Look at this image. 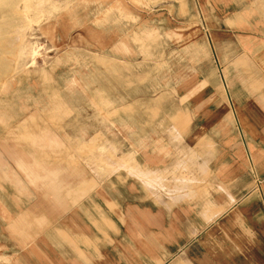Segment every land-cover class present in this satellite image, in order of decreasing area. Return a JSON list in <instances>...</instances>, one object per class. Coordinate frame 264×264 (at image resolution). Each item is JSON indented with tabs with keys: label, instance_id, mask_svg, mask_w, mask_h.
<instances>
[{
	"label": "rangeland",
	"instance_id": "1",
	"mask_svg": "<svg viewBox=\"0 0 264 264\" xmlns=\"http://www.w3.org/2000/svg\"><path fill=\"white\" fill-rule=\"evenodd\" d=\"M250 144L264 0H0V264H178L180 208L264 210Z\"/></svg>",
	"mask_w": 264,
	"mask_h": 264
},
{
	"label": "crops",
	"instance_id": "2",
	"mask_svg": "<svg viewBox=\"0 0 264 264\" xmlns=\"http://www.w3.org/2000/svg\"><path fill=\"white\" fill-rule=\"evenodd\" d=\"M249 148L254 163L258 166L260 173L264 175V149L255 148L253 144H250ZM235 171L234 169L231 175L228 174V182L225 187L226 193L223 194L225 199H221V202L225 201L224 204L227 205L237 197V192L240 194V189L245 188L247 181L244 176L237 180ZM53 196H56V193ZM259 196L264 209V186ZM219 198L213 199L211 205L205 207L206 211H203V208L198 210L199 203H196L195 206H189L191 208L179 209V214L181 216L184 214L183 219L186 218L185 221L191 223L186 225L185 229H180V235L184 238L191 237L198 240L194 244L184 246L178 264H239L236 261L237 258L243 259V262H240L241 264H264V210L259 214H253L251 210L246 212V209H242V207L250 203L252 199L242 197V201H234L232 208L227 212L217 215L216 212L220 210L222 205ZM193 214L195 219L187 220V217ZM161 217L149 221H163L164 231L160 233H162L161 236L166 237L167 232L171 229L173 217L171 215L167 217V214ZM219 234L221 235L219 236ZM199 238L201 239L199 240ZM211 238H222L223 240L217 246L210 240ZM169 245L171 246V243ZM150 247L149 244V253H152V255L158 253L157 251L154 253V249ZM161 248L159 253L165 250L163 245ZM143 251L145 250L143 249ZM168 253L171 255L169 250ZM171 258L172 256H170ZM149 264H155V260L150 259ZM170 264L174 263L171 262Z\"/></svg>",
	"mask_w": 264,
	"mask_h": 264
}]
</instances>
